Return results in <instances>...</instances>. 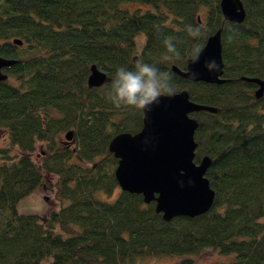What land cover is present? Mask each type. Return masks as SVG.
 <instances>
[{"label":"trees","instance_id":"obj_1","mask_svg":"<svg viewBox=\"0 0 264 264\" xmlns=\"http://www.w3.org/2000/svg\"><path fill=\"white\" fill-rule=\"evenodd\" d=\"M241 2L235 23L222 19L219 0H0V56L15 59L0 80V264H137L205 248L229 254L208 264H264V88L255 97L257 84L239 78L264 80V0ZM220 25L224 81L171 70ZM138 61L170 73L174 91L216 107L189 112L197 119L193 160L210 158L204 175L214 195L203 213L164 220L154 201L116 182L107 143L139 130L142 112L115 107L107 93L117 69ZM91 63L106 73L98 86L86 83ZM68 129L72 147L58 141ZM46 174L68 202L19 212L17 201Z\"/></svg>","mask_w":264,"mask_h":264},{"label":"water","instance_id":"obj_2","mask_svg":"<svg viewBox=\"0 0 264 264\" xmlns=\"http://www.w3.org/2000/svg\"><path fill=\"white\" fill-rule=\"evenodd\" d=\"M223 20L240 22L244 17L241 0H219ZM198 18V17H197ZM222 25L209 34L204 44L187 58L184 68L172 64L171 70L188 80L220 83L223 62L221 58L220 32ZM14 43L20 39L13 38ZM135 59V56L133 57ZM14 58L0 56V68L10 65ZM214 62V67L207 65ZM5 73H0V80ZM257 84L253 90L259 97L264 80L255 76H240ZM106 79L104 70L94 63L86 77L88 86H98ZM215 111L216 107L189 99L185 88L172 95H162L159 102L142 110L139 130L131 133L120 131L107 143V150L116 158L113 174L121 190L140 193L144 202L154 201V210L164 220L175 215L193 216L205 212L211 205L214 191L204 175L210 163L207 154L193 160L196 141L193 132L197 119L191 111ZM71 137V130L64 133Z\"/></svg>","mask_w":264,"mask_h":264},{"label":"rangeland","instance_id":"obj_3","mask_svg":"<svg viewBox=\"0 0 264 264\" xmlns=\"http://www.w3.org/2000/svg\"><path fill=\"white\" fill-rule=\"evenodd\" d=\"M126 6L129 9H133L136 6L144 8V5L138 2H128ZM262 110L264 111V107ZM58 141L63 145L66 144L70 147H72L73 144V140L66 139L64 137V131L60 133ZM6 143V132L3 128L0 127V146H6ZM43 149H45L43 142H36L33 157L37 162H39L42 153H44ZM115 193L116 190L114 191V194ZM67 202L68 200L66 198L58 197L55 176L46 174L44 176V181L40 185L36 186L31 192L24 195L17 201L16 208L19 212L22 213L44 214L49 210L57 209L59 205L66 204ZM228 255L224 256L214 250H211L210 248H205L198 254L142 257L138 259L137 264H181L182 260L186 258L189 259L192 264H208L214 260L226 259L229 257ZM41 264H47V261L43 260Z\"/></svg>","mask_w":264,"mask_h":264},{"label":"clouds","instance_id":"obj_4","mask_svg":"<svg viewBox=\"0 0 264 264\" xmlns=\"http://www.w3.org/2000/svg\"><path fill=\"white\" fill-rule=\"evenodd\" d=\"M166 44L169 51H175L170 43L166 41ZM207 66L214 67V62ZM170 81V73L138 61L132 69H117L107 98L117 108L130 107L142 111L158 103L162 95H172L174 89Z\"/></svg>","mask_w":264,"mask_h":264},{"label":"flooded vegetation","instance_id":"obj_5","mask_svg":"<svg viewBox=\"0 0 264 264\" xmlns=\"http://www.w3.org/2000/svg\"><path fill=\"white\" fill-rule=\"evenodd\" d=\"M7 67H8V65L7 66H3V67L0 68V73H5L6 74V77L8 76L7 75V70H6Z\"/></svg>","mask_w":264,"mask_h":264}]
</instances>
